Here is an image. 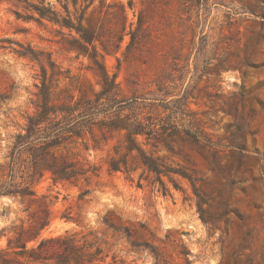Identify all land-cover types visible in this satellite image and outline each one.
Returning a JSON list of instances; mask_svg holds the SVG:
<instances>
[{
    "label": "rangeland",
    "instance_id": "1",
    "mask_svg": "<svg viewBox=\"0 0 264 264\" xmlns=\"http://www.w3.org/2000/svg\"><path fill=\"white\" fill-rule=\"evenodd\" d=\"M29 1L60 8L58 0ZM113 2L123 5L127 27L120 50L104 53L102 61L110 75L116 74L122 94L137 97L149 114L163 111L164 101L178 98L172 104L179 106L186 101L205 137L234 141L240 148L211 151L186 139H174L175 153L148 145L194 179L174 174V186L163 176V193L151 175L139 179L140 170L107 169L105 161L121 133L84 131L61 153L81 167H98L97 174L75 183L53 182L44 171L32 179L36 199L0 195V246L27 211L47 208L43 236L91 232L88 238L107 237L105 249L120 264H264V0H132L131 5L128 0H93L87 13L97 8L105 17L101 34L116 38L118 9L106 7ZM24 6L0 0V163L9 161L12 136L35 111L41 80L38 63L14 52L16 43L47 53L59 67L63 74L58 80L47 79L55 101L78 97V89L87 96L99 89L88 55L67 49L68 30L25 18L31 10ZM139 11L150 17L146 37L158 42L124 58L121 51ZM85 189L89 192L80 199ZM105 215L127 226L129 239L112 237L113 230L102 222Z\"/></svg>",
    "mask_w": 264,
    "mask_h": 264
},
{
    "label": "trees",
    "instance_id": "2",
    "mask_svg": "<svg viewBox=\"0 0 264 264\" xmlns=\"http://www.w3.org/2000/svg\"><path fill=\"white\" fill-rule=\"evenodd\" d=\"M13 1L25 3L24 7L31 10L25 18L38 21L45 19L68 30L69 37L65 39L68 42L67 49L88 55L93 70L99 77V89L93 91L91 96L78 89L80 95L76 98L71 95V101H55L51 98L47 79L55 77L58 80L63 74L59 67L47 53L37 51L29 45L16 43L19 48H13L14 52L38 63L41 80L40 85L36 86L38 99L35 111L25 117L21 131L12 136L8 151L9 161L0 163V195L19 197L23 201L36 199L31 186L32 179L41 176L44 171L50 173L53 182L75 183L79 179H86L88 173L96 175L98 167L94 165L81 167L77 161L61 153L65 143L81 136L84 131L93 135L94 128L101 133L104 130L121 133V138L113 145L105 161L109 171L129 174L140 170L139 179L143 176L149 178L151 175L153 177L151 181L158 182L163 193L167 191L163 176L168 177L174 186H177L174 174L181 175L189 181L194 179L148 150L146 148L148 145L162 147L175 153L174 139H186L211 151H215L217 146L240 148L234 141H228L226 144L205 137L204 130L198 119L193 116L194 113L188 109L186 101L180 106L172 104L177 103L178 98L164 101L163 111L149 114L144 113V106L137 97H126L122 94V89L116 81V74L110 75L102 61L104 53H117L121 48L127 27L121 3L106 4L107 8L114 6L118 9L119 25L114 38L101 34V21L105 17L96 11L97 8L92 7L87 13L93 0H58L60 8L44 1ZM196 2L199 3V0ZM128 4L131 5L132 0H128ZM14 12L21 16L18 11ZM148 18L150 19L142 11L137 14L134 28L128 31L129 40L121 51L124 58H129L135 51L142 50L146 43L158 42V39L151 35L146 37L151 24ZM1 47L4 46L0 45ZM115 58L120 62V57ZM65 77L69 78L68 75ZM159 86L157 85L158 91L161 90ZM166 110L168 111L165 112ZM17 177L21 178V181L17 180ZM88 192L87 189L82 190L78 197L81 199ZM198 211L202 221L206 222L201 201H198ZM102 222L107 225V229L113 230L112 237L115 235L117 239H129L130 229L114 221L110 215H105ZM47 225V208L27 211L25 220H21L12 235L7 237L5 245L0 246V264L122 263L114 253L110 254V250L105 249L107 237L92 235L93 237L88 238L91 232L81 235L76 232H65L56 236H43ZM131 245L140 244L132 242ZM151 251L154 252L153 249ZM109 254L110 260H107Z\"/></svg>",
    "mask_w": 264,
    "mask_h": 264
}]
</instances>
